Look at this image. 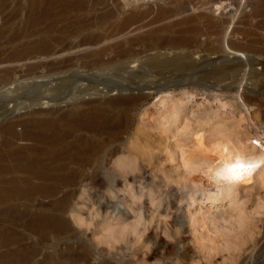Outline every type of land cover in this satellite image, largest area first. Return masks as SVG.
<instances>
[{
  "label": "rangeland",
  "instance_id": "rangeland-1",
  "mask_svg": "<svg viewBox=\"0 0 264 264\" xmlns=\"http://www.w3.org/2000/svg\"><path fill=\"white\" fill-rule=\"evenodd\" d=\"M41 1L50 3L45 4L47 10L50 8L46 14L49 17H39L38 22L32 24L31 0H0L1 60L23 49L37 47V41L41 42L44 37L56 53L62 49L65 51L63 59H74V72L106 73L104 77L112 82L110 86L124 83V87H129L127 83L132 81L130 83H138L135 89L147 87L154 92L144 91L149 94L132 106L104 104L92 119L94 121L90 119L93 115L85 118L83 113L93 109L95 104L77 107L72 112L81 113L82 120L80 116L78 119L83 121L82 124L90 119L97 129L86 131L80 127L63 137L65 140L61 146L48 155L27 157V161L37 159L41 162L40 168L45 169L46 177L57 175L59 180L63 179L55 182L60 188L56 195L0 201V240L7 236H12L13 240L8 244L0 243V263L264 264V179L259 178L260 172L264 171V90L259 88L261 84L264 86V78L253 79L257 80L256 83L260 80L255 89L257 92L250 94L244 90L239 92L236 100L228 93L223 96L206 91L210 85L203 87L199 83L159 90L166 86L162 80L165 81L172 73L152 70L145 65L153 56L159 55L168 60L172 54H181L186 64H200L208 56L217 55L218 43L215 33L208 28V19L221 13L213 7L218 0H153L134 6L128 0ZM221 1L226 3L224 13L232 10L230 1ZM63 2V5L59 4ZM67 2H71L70 8ZM244 2L247 13L256 5L255 0ZM249 33L252 34L250 39L263 38L261 29L254 23L249 27ZM20 66L15 77L14 74L12 76L17 83L6 87L0 85V108L8 107L5 114L27 104L24 95L17 93L8 97L4 93L6 90L16 85L23 87L26 81L34 85L51 81L45 77L48 75L45 70H34L30 74L27 71L29 64L23 62ZM121 66H138L139 71L146 66L145 76L134 81L119 71ZM118 80L122 81L118 83ZM97 87L101 89L102 86ZM101 90L100 95H103L104 89ZM130 90H122L121 95L130 96L124 92H131V96H140L143 92ZM114 91L104 94L105 100L120 95H114ZM162 98L169 101V106L174 101L180 102L164 114L158 105ZM58 106L67 111L71 103ZM36 108L32 113L37 112ZM37 110L41 111L40 108ZM19 113L0 119V128L23 123L31 117L23 110ZM63 125L60 129L67 130ZM137 130H141L143 136L138 137L143 139V149L139 154L132 148ZM15 131L18 135L24 132L19 125L15 126ZM196 135L204 136L203 144L206 143L215 159L218 154L222 157L225 153L224 159L227 157L231 163L240 155L244 160L240 158L242 161L240 163L239 159L238 162L243 165L238 162L229 165L227 158L223 161L219 157L216 163L220 168L215 163L219 169L212 174L216 167L212 162L216 160L208 158L209 155L214 158L211 152L204 155L198 150ZM26 146L28 143L17 142L10 148H4L0 143V154ZM179 149L187 154L186 162L181 160ZM206 159L211 161L212 168ZM6 160L4 158L0 163L10 167L20 162L10 158ZM220 162L226 163V171ZM228 165L230 171L226 168ZM245 166L252 167L247 170L249 173ZM219 170L223 172L221 177ZM238 172L242 175L246 172V176L240 175L238 180ZM216 173L218 178L215 179ZM14 175L8 177H23ZM226 175L232 179H226ZM233 175L237 179L234 183L231 181ZM51 177L47 185L53 184ZM213 200L216 201L211 204ZM200 202L204 203L202 207H199ZM41 211L47 218L43 234L33 232L28 226L31 218ZM58 220L62 221L64 230L56 226Z\"/></svg>",
  "mask_w": 264,
  "mask_h": 264
},
{
  "label": "bare ground",
  "instance_id": "bare-ground-1",
  "mask_svg": "<svg viewBox=\"0 0 264 264\" xmlns=\"http://www.w3.org/2000/svg\"><path fill=\"white\" fill-rule=\"evenodd\" d=\"M128 1L133 6L135 4L138 5L140 3H149V2H145L143 0H128ZM228 1H230L229 5L232 7V10H230L227 13H224V11L227 8L226 3H223L224 1H221V0L215 1L216 2V3H214L215 6H213L215 8L214 10L219 11L221 13L216 17L212 18V16H211V18L208 19V28L210 30H213V32L216 35V40L218 43L217 49H216V50H218L217 55L208 56L200 64H194L193 62L191 64L190 63L186 64L185 58L183 56H180L181 54H175V55L172 54L173 57L172 56H171V58L169 57L168 60L163 59V58L167 59V57H165V56L164 57H161L160 55L159 56H153V58H151L149 60V62L145 63V65L149 69L160 70L161 72L172 73L171 74L172 76H170L167 79L165 78V81L162 80L163 84H166V86H163V88L160 87L159 90H163V89L166 90L167 88H169V86L175 87V88H176V86H179V85L182 86L183 84L185 86V83H189L191 85L199 83V84H201V86L203 85V87H204V85H210L207 87L205 86L206 91L216 92V94H220V95L223 94V96H224V94L228 93V94H230V96L232 95V97L236 100L239 98L238 97L239 92H242L244 90L249 91L248 93H250V94H252V92L253 93L257 92L255 89L258 87L257 83L260 80L256 83L257 80H253V79H255L257 77L258 78H264V0H255L256 5L254 6V9H252L251 12H249V13H247L245 11V8H247L245 5V2H244L245 0H228ZM31 4H32V8H31V13H30V16H31L30 21H32V24L38 22L39 17L45 16L47 13L50 12V8H48V10H49V12H48L47 8L45 7L46 6L45 4H50V3L44 4V1H41V0H31ZM59 4L63 5L64 2L59 3ZM66 4H68V2ZM70 4H71V2H70ZM70 4H68L69 8H70ZM57 5H55V7ZM73 5H74V3H73ZM48 6L49 5H47V7ZM51 6H52V4H51ZM75 6H74V8H75ZM65 7H67V5ZM36 11H38V12L36 13ZM74 11H75V9H74ZM52 15H53V13H52ZM45 17H43V18H45ZM47 17H49V16H47ZM40 22H43V21H40ZM253 23L257 28L261 29L263 38H261V39L260 38H258V39H253V38L250 39L249 38V35L252 36V34H253L252 31H251L252 34L249 33V27H251V24H253ZM49 25H51V23ZM29 26H32V25H29ZM52 26H54V25L52 24ZM44 28H47V26ZM48 30L49 29H47L46 31H48ZM59 30H60V28H59ZM48 33L50 34L49 31H48ZM57 34H58V31H57ZM29 35H31V34H29ZM57 37H59V35ZM254 37H255V35H254ZM43 38H42L41 42H39L40 40L37 41L38 42L37 47L31 48L30 50H24L23 49L18 54H15V55L11 54L12 56H7L2 60L0 59V85H2L3 87H6L8 85H14V83H17V81H13L12 76L14 74V77H15V73L16 72L18 73L17 69H19V67H21L20 64L23 62H25L26 64H29V68L27 71L30 74H32L34 70L42 69L43 71L45 70L48 73V75H45V77H48L51 79V81H49V82H41L38 85L30 84V83H28V81H26L27 83L25 85H23V87L16 85L13 89H9V90H6L4 92L5 95H7L8 97L11 95H16L17 93L24 95L25 96L24 98L27 100V104L23 107H20L19 109L11 110L7 114H5L6 112L4 111L6 108H8L7 106L0 108L1 109L0 111L3 110L2 112H0V119L3 120L6 116H10L12 113L18 114L22 110L24 112L28 113L27 115H30L31 117L29 118V120H27L25 122L23 121V123L20 121L21 123L7 124V125H3L0 128V139H1L0 143H1L2 147L10 148L13 144H15L17 142L28 143V146H26L24 148L10 149L9 151L5 152L4 155L0 154V162H2V160L4 158H5V160L10 158V159H13L15 161L16 160L20 161L19 163L16 162L15 164H12V166H10V167L9 166H3L0 163V177L3 178L0 180V201L1 202L6 201V200L20 199V198H26L27 200L33 199L35 197L44 198L46 196H53V195L58 194L60 188H59V186H56V183H57V181H58V183L61 182L63 178H61V180H59L57 175L56 176L53 175L54 177L53 176L52 177L51 176L46 177V173L44 172L45 169L40 168L41 162L38 161L37 159H29L30 161H27V159H28L27 157L33 156L34 154L35 155L36 154L48 155L50 152L54 151L55 149H57L58 147L61 146L63 139H64L63 137H66V136L72 134L74 131H76L80 127L83 129H86V131L91 130V129L92 130L97 129V125L94 122H91V120L96 118L95 115H97L96 114L97 112L101 111L100 107L102 105L104 106V104H106L107 106L109 105V106L113 107V106H119V105L121 106V104H124V105L127 104V105L132 106V105H135L138 102H140L142 100V98H144V95L149 94L147 92L153 91V90H149V88H147V87H144L141 89H135L134 87L138 86L137 85L138 83H130L132 81L127 83L129 87H124L123 86L124 83H122V85L119 86L120 80H118V83H119L118 86H113V85L110 86L112 82H109V80L105 79L107 76L104 77V74H106V73H100V74H94L93 75V74H87V73L81 74V72L79 73L78 71L74 72L73 68L75 67V65H74V67H72V65H73L72 62L74 61V59L73 58L63 59L62 56H63V54H65L64 53L65 51L63 49H62L63 51L60 49L61 50L60 53L58 52L59 50L56 53L54 48H50V43H48L47 40L44 41ZM237 38L238 39L240 38V40H237ZM51 39H53V37ZM60 40H61V38H60ZM57 42H58V39H57ZM32 44L34 45V43H32ZM28 47H31V46H28ZM27 49H29V48H27ZM225 54H229L230 56L227 55L228 56L227 57ZM74 55H76V54H74ZM67 56H69V55H67ZM49 58L52 59L51 62L43 63V61H45ZM29 62H31V63H29ZM137 67L138 66H135V67L134 66H129V67L121 66L119 68L121 70H119V71L128 75L127 77L133 78L134 81H136V80L139 81L142 76H145V75H143V74H145V72H144L145 67L140 68L141 67L140 66L139 67L140 71ZM202 68L203 69L207 68V69L203 71ZM251 68H252V70H251ZM72 71L74 73H71ZM110 73H111V71H110ZM167 73H165V75H167ZM117 75H119V74H117ZM109 76H110V74H109ZM143 80H144V78H143ZM160 81L158 80V83L162 84V82H160ZM248 81H250V83H248ZM125 82H127V80H125ZM152 83H154V82H152ZM145 84H146V82H145ZM154 84L152 86H154ZM98 85L102 86L101 89L106 90V91L103 90V92H102L103 95L112 91V90H115L113 92L114 95H117V94H120V95H118L117 97H113V98H110L108 100H105V97H103V95H100V91H102V90L97 87ZM261 85L259 86V88L260 89L263 88V90H264V86H261ZM151 88H153V87H151ZM124 89H129V90L134 89V90H140V91L143 90V92L140 93L141 94L140 96H133V95L131 96V94H132L131 92L133 90L132 91L130 90L131 92H124L126 94L130 93V96L124 97L121 95L122 90H124ZM144 91H147V92H144ZM259 91H261V90H259ZM133 93H135V92H133ZM167 95H165V96H167ZM209 96H211V95H209ZM212 96H214V95H212ZM166 100L167 99H163L160 102V104H158V105H160V108L163 110V112L168 111L169 108H173V107L178 106L179 102H180V101H174L172 103V105L169 106L168 105L169 101L167 102ZM238 101H240V100H238ZM63 103H65V104L71 103V108L69 107V109L67 111H62L61 110L62 108H59L58 105H61ZM87 104H92V105L95 104V105H93L94 106L93 109H88L87 112H84L83 117L86 116L85 118H88L89 116H87V115H89V114L93 115V116L91 118L89 117L91 120L87 119L89 122H87V120H85L84 122H86V123L82 124L83 121L82 122L80 121V120H82V116H80L81 113L72 112V111L74 109H76L77 107L84 106ZM239 105H241L244 108V104L241 103ZM35 107H37L38 109L40 108L41 111L38 112V110L36 108L37 112L32 113V111L35 110ZM67 108H68V106H67ZM165 113L166 112H164V114ZM175 113H172V114L174 115ZM38 116H39V118H37ZM79 116L81 117L80 120L78 119ZM159 117H162V116H159ZM171 117H173V116H171ZM175 117H176V115H175ZM173 119H174V117H173ZM167 120H168V118H167ZM169 120H170V118H169ZM174 120H176V119H174ZM92 121H94V120H92ZM175 122H174V124H175ZM63 124H65V125H63ZM16 125H19L23 128V130H24L23 134L18 135L16 133V131H15ZM62 125H63V127L66 126L67 130H65V131L61 130L60 127ZM163 128H162V131H163ZM141 130L136 131L135 137L133 140L134 143L132 144V148H134V150H135V152H137V154H139L140 151L143 149L142 148L143 136H142ZM143 134H144V132H143ZM177 134H179V133H177ZM139 135H141V137H142L141 140L138 139ZM176 137H177V135H176ZM176 137H175V139H176ZM203 138H204V136H203ZM203 138H201V136L199 137L196 135L195 136V142L197 144L195 143L196 144L195 146L197 147V145H198V150L203 152V154L204 153L210 154L209 152H211L212 156L214 157L212 151L209 150L210 148L208 149L207 146L205 145L206 143L203 144V141H204V140L202 141ZM145 141H146V139H145ZM165 141L167 142L168 140H165ZM144 143H146V142H144ZM179 143H180V141H179ZM163 148L166 149V147H163ZM216 150H218V149H216ZM166 151H168V150H166ZM196 151H197V149H196ZM180 152H181V154H179V155H181V157H182L181 160L186 162L187 156L185 157V154H186L185 151L180 150ZM217 152H219V150ZM198 153H200V152H198ZM81 154H82V152H81ZM56 155H59L57 151H56ZM204 155H206V154H204ZM215 155H216V153H215ZM223 155H222V157L219 154L217 156H218V158L219 157L223 158L222 160L225 161V159L227 157H225V159H224ZM209 156H208V158L210 160H213V161L216 160L215 162H212V166H214V164L217 162L218 158L215 159V157H216L215 156L213 159H211V157H209ZM238 156H239V158H238ZM204 157H206V156H204ZM235 158H236V156H235ZM237 158L238 159H236L235 162H234L235 159L233 160L234 164L237 163L238 160L241 158L240 155H237ZM207 159H206V161L207 162L209 161L208 166L210 167L211 161L207 160ZM241 159L239 161L240 163L242 160H244V159H242V160ZM219 160L221 161V159H219ZM10 161H12V160H10ZM21 161H23V162H21ZM42 161H43V163H45L44 160H42ZM46 161H48V160H46ZM53 161L55 162V160H53ZM262 161L264 162V159ZM6 162H7V160H6ZM38 162H40V163H38ZM226 162H228L229 165L231 163L233 164V162H231V163L229 162L228 158L226 159ZM239 162L237 164H240ZM220 163H222V162H220ZM258 163H260V162L258 161ZM216 164H215V166H216ZM222 164H223V166H222ZM222 164H221L222 168L224 167V164L226 166V163H222ZM229 165L226 168H228L230 171L231 168H229ZM240 165H243V163ZM240 165H238L237 167H239ZM232 166L235 167L234 165H232ZM257 166H259V165H257ZM218 167L220 168V165H218ZM218 167L217 166L215 168L213 167L214 170L210 169L211 172L213 170L212 174L213 173L215 174V171H216L215 169H219ZM242 167H244V166H242ZM245 167L246 168H244V169L246 170V172H248L247 171L248 169L252 168L251 166H250L251 168L250 167L248 168V166H245ZM210 168H212V167H210ZM222 168L220 170H222ZM51 169H53V168H51ZM223 169H225V167ZM240 169H241V166L238 168V170L241 172L242 169L241 170ZM253 169H255V165H254ZM210 170H209V172H210ZM233 170L235 171L236 169L233 168ZM225 171H226V169H225ZM237 171L235 173H237ZM221 172L222 171L219 172L220 173V176L218 175L219 177H221ZM227 172H228V170H227ZM231 172H233V171H231ZM246 172L244 173L245 175H242V173L240 174L238 172L239 173L238 175L239 176L242 175V177L246 176ZM203 173H205V172H203ZM217 173H218V171H217ZM217 173H216V175H214V178L217 176ZM228 173H226V174H228ZM12 174L13 175L14 174L15 175H22L23 177L21 179L13 177V176L8 177V175H12ZM222 174H223V172H222ZM232 174H234V173H232ZM235 175H237V174H235ZM252 175H253V173H252ZM224 176H225V174H224ZM226 176H227V177H225L226 179H232L230 177L228 178V175H226ZM229 176H231V175L229 174ZM50 177H51V180L53 181V184L47 185V182L50 180ZM252 177H254V175ZM69 178H71V177H69ZM216 178H218V177H216ZM235 178H236V176H234V179L231 180L233 183H234V181L236 182L237 179L240 180L241 176L239 178L237 177L236 180H235ZM246 178H248V177H246ZM259 178L264 179V171L260 172ZM244 179L245 178H242L241 180H244ZM67 180H69V179H67ZM231 181H230V183H232ZM215 201L216 200L211 201V204H213ZM228 201L231 202V200H229V198H228ZM203 205H204L203 202L199 203V207H202ZM211 207H214V206H210L209 208H211ZM25 208H26V206H25ZM42 211L40 213H37L36 215H34L33 218H31L32 220L30 221L28 226L31 228V230L33 232L38 231V232L43 234V231L46 230V227L44 225L45 224L44 221L46 222L47 218L45 217V214ZM56 224H57L56 226H58V228L60 230H64V226H63L62 221L58 220L56 222ZM56 233H58V232H56ZM61 233H63V232H61ZM42 239H43V237H42ZM42 239H41V242H42ZM46 239H48V236ZM12 241H13L12 236H7V237L3 238L2 240H0V243L1 244H5V243L8 244V243H11ZM18 256H20V255H18ZM9 259L11 261L14 258L13 259L9 258ZM20 259L21 258H19V260Z\"/></svg>",
  "mask_w": 264,
  "mask_h": 264
},
{
  "label": "built area",
  "instance_id": "built-area-1",
  "mask_svg": "<svg viewBox=\"0 0 264 264\" xmlns=\"http://www.w3.org/2000/svg\"><path fill=\"white\" fill-rule=\"evenodd\" d=\"M143 1H145V2H150V1H152V0H143Z\"/></svg>",
  "mask_w": 264,
  "mask_h": 264
}]
</instances>
